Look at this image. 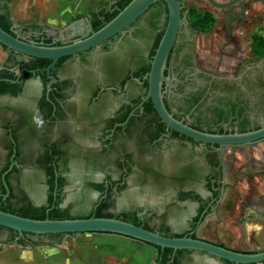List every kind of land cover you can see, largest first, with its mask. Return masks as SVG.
Segmentation results:
<instances>
[{"label":"flooded vegetation","instance_id":"1","mask_svg":"<svg viewBox=\"0 0 264 264\" xmlns=\"http://www.w3.org/2000/svg\"><path fill=\"white\" fill-rule=\"evenodd\" d=\"M181 1L183 7H187L186 0ZM198 3L201 5L203 0H198ZM209 4L219 9L218 11L228 9L222 10L209 0L204 1L202 8L208 9L206 7ZM152 12L150 7L138 17L129 26L131 33L126 28L102 43L100 47L81 52L79 57L66 56L67 58L58 66L56 76L54 75L58 79L56 82L60 83L62 93L59 106L55 109L57 112L55 119L45 116L46 108L40 107L41 97L32 101L29 98L30 95L34 96L33 92L37 90V86H31L29 82L38 77L43 87L42 96L44 95L42 78L34 69H26L35 75L23 82L22 91L18 95L0 93V116L1 113L3 117L7 116L0 130L3 129L6 133L3 141L6 146L4 150L8 152L5 165L0 171V195L2 185L7 184L6 174L16 166L18 170H13L9 179L12 188L16 189L13 184L15 179L16 186L18 185L17 188L21 192L24 188L37 191L45 189L47 201L44 204H47L46 175L37 161L45 156L48 145L55 142L66 153L61 159L67 182L61 192L60 206L70 208L73 215L82 214H74L73 204L66 203L67 188L70 185L77 184L80 192L78 195L84 202L97 193L99 197L94 204V207H97L104 200L112 203L114 196L121 193L127 192L128 195L133 180L141 192L146 186L153 185L162 197V200L155 204L148 200L143 202L132 200L128 209L138 210L143 223L154 231L165 235L179 233L198 235L197 232L206 217L212 214L217 216L219 202L227 187L232 190L237 186V173L234 177L236 184L231 186L229 181L231 172L226 159V156L237 154L234 152L237 145L231 151L228 150L231 149L230 145L223 148L218 144L202 143L186 137L168 128L156 109L155 112H147L144 104L149 100L139 106L147 95V89L143 81L134 76L138 66L134 60L138 57L150 58L153 38L145 35L143 29L150 28ZM206 12H210L214 17L213 24L204 29V31L210 29L212 36L214 34L210 39L211 52H217L221 46L227 44V35L230 33L237 39L235 47L233 44L229 48L231 50L240 51L239 43L245 40L249 42L245 37L249 33L247 27L240 23L237 25V22L234 24L231 20L227 28L219 29L217 26L220 24L215 21L214 15L216 13L220 15V12L214 10ZM227 14L234 15L231 12L226 13V16ZM235 17L240 20L244 17L246 19V16L237 15V12ZM160 19L159 25L162 26L165 21L163 12ZM246 21L250 22V19ZM32 23L19 25L14 21L16 35L36 42L44 40L51 44L53 39L60 38L61 30L66 27H48L41 23H35L38 25L35 27L31 26ZM135 31H138V36H134ZM199 33L201 32L193 25L191 19H187L181 26L177 41L171 50L165 75L175 77L180 82L164 87V101L168 110L176 119L206 133L229 134L264 127V33L261 35L263 40L259 44V51L256 52L252 48L251 57L249 50L246 49L241 54V59L238 58L241 61L240 66L237 63L233 68L229 65L233 64V57L222 56L223 66H227H224L227 72L221 74L212 67L206 68L198 63L196 38ZM65 34L67 39L69 33ZM240 35L242 38L238 39ZM217 37L219 44L215 42ZM59 44L60 41H57L56 45ZM251 44L252 42L249 46ZM2 48L6 58L0 72L2 74L10 72L17 77L15 80L11 79L12 82H21L20 78L25 72L23 65L31 57L7 50L3 46ZM129 76L134 80L126 82L123 86L122 81ZM3 99L7 100L6 104L2 102ZM11 143L15 145L13 154ZM250 146L254 150L264 148V138ZM243 147L246 148L245 145ZM23 151L27 158L32 157L29 166L22 160ZM16 152L20 155L18 160L15 159ZM67 153L70 158L66 161ZM262 160V157H256L254 162L263 164ZM8 163L9 170L3 172ZM113 170L120 172L117 179L111 174ZM75 171L80 173L79 179L76 175L71 178L70 175H74ZM40 173H44V176L42 177ZM99 174L102 179L96 180ZM101 182H105L107 187L104 195L102 191L90 185ZM186 193H192L201 199L188 195L184 198L183 195ZM22 201L21 205L29 202L37 207L44 205L34 202L29 197ZM21 205L13 206L14 210L20 212ZM122 212L112 211L114 216L123 218ZM172 220L179 221L182 226L176 228L171 223ZM67 235H63L62 240ZM49 240L51 238L46 235L19 233L0 227V244L7 246L33 249L63 243L62 241L58 244L30 245L33 241ZM168 255L169 264L176 258L180 259L179 264H207L204 257L209 256L202 251L194 250L183 256L177 255L176 251ZM158 258L159 251L156 248V257L151 263L161 264Z\"/></svg>","mask_w":264,"mask_h":264},{"label":"water","instance_id":"2","mask_svg":"<svg viewBox=\"0 0 264 264\" xmlns=\"http://www.w3.org/2000/svg\"><path fill=\"white\" fill-rule=\"evenodd\" d=\"M160 0H131L112 20L106 23L102 28L94 30L91 21L90 13L86 17H81L73 20L64 29L61 30L60 38L53 39V43H46L44 40L36 42L33 40H27L20 35H13L0 26V67L6 58V54L3 51V47H7L10 50L21 53L28 57L45 58L50 59L51 63L46 68L50 82L48 83V91L52 89L53 83L58 79L51 74V69L59 62V60L66 56L79 57L80 53L90 48H98L100 45L118 33L128 28V32L132 30L129 26L142 14H144L154 3ZM168 7V21L165 32L160 40V43L156 49L154 57L151 62V69L148 74L145 75V79H148L147 95L139 105L140 107L147 100H151L161 120L170 128L186 137L200 141L202 143L218 144L221 147L225 146H250L254 142L264 138V127L247 131L236 132L229 134H212L202 132L191 126L184 121L176 119L173 114L168 110L164 101L163 90L165 85H175L180 82L179 79L165 75L167 69L169 56L171 50L177 41V37L181 26L187 20L186 15L183 14V4L181 0H162ZM214 6L221 8L222 10L234 9L238 4H242L244 0H230L228 2H218L216 0H209ZM227 25L230 23L232 16H227ZM48 27H55L47 23H41ZM25 25V24H23ZM65 32H68V38L66 39ZM60 41L59 45L56 42ZM31 86H37L36 92L30 95L29 98L39 99L42 97L43 87L40 78L33 79L29 82ZM2 102L7 103L6 99ZM6 117L0 116V127L5 124ZM6 133L3 129L0 130V171L4 167V161L7 156L5 151V143L3 141ZM25 146V145H24ZM26 150V149H25ZM24 153V151H23ZM22 160L27 166L31 165L32 157L27 158L24 153ZM27 158V159H26ZM26 159V160H25ZM114 178H118L120 172L113 170L111 173ZM42 177L44 173H40ZM69 175V174H68ZM78 176L80 173L75 171L73 176ZM99 176L96 180H100ZM131 185L127 192L114 196L112 203L109 204L107 211L110 212H122L128 210L131 206V201H150L155 204L162 200L160 193H157V188L154 186H146L141 192L131 180ZM13 184L16 187L14 189V197L11 199L13 206H20L26 197H29L36 203H43L47 201L46 190L37 191L32 188H24L22 192L17 188L15 179ZM7 186V184L5 183ZM8 188V186H7ZM68 196H66V203L73 204L74 214H89L94 207V204L98 200L99 195L97 193L91 195L85 202L83 198L78 195L77 184H72L67 188ZM9 194V188L7 189L6 196ZM130 196V197H128ZM150 198V199H149ZM21 202V203H20ZM22 206V205H21ZM171 223L177 228L182 225L177 220H172ZM0 226L16 230L19 233H32L37 235L44 234H70V233H107L121 235L128 238H132L152 246H159L162 248H171L174 251L177 250H194L202 251L208 254L214 260L225 259L235 264H264V247L257 248L254 251L246 252L237 250L228 246H223L218 242L211 241L196 235L192 237V234H186L184 236H169L160 232L148 229L143 224L137 225L135 223L126 221L116 217L105 216H90V217H76L66 219H37L31 217H25L16 213L4 211L0 209Z\"/></svg>","mask_w":264,"mask_h":264},{"label":"rangeland","instance_id":"3","mask_svg":"<svg viewBox=\"0 0 264 264\" xmlns=\"http://www.w3.org/2000/svg\"><path fill=\"white\" fill-rule=\"evenodd\" d=\"M111 1L113 0H10V3L12 4V15L16 24L23 25L35 22L47 23L56 27H65L73 20L81 17H86L92 11L104 7ZM204 1L205 0H203V3ZM196 4H198V6H196ZM202 4L200 5V3H198V0H196V3L195 0H193V2L191 0H186V6L188 7L187 9L196 8V10H198L201 14H205V11L207 10L220 12V15L218 13L214 15L215 21H217L220 25H214L212 30L215 29L216 26L219 29L226 28L228 19V14L226 16V13L231 12L234 13L231 19L234 24H236V22L237 25H239V23L242 24V26L247 27V30H249L248 32L251 34L262 35L264 33V0H244L242 1V4H238L234 9H226L223 12L218 11L219 9L213 7L211 4H209L208 7H206L208 9L205 10L202 8ZM236 12L237 15L246 16V19L245 17L242 20H240L239 18L236 19ZM247 19H250V22H247ZM191 22L193 23L194 21L191 20ZM198 30L199 32H201L196 38L197 58L200 66L206 68L212 67V69L216 70L217 73L221 74L227 72L224 68V66H227H223L224 60H222V56L233 57V64H229L233 68L235 65H237V59H241L240 56L246 51V49L249 50L248 52L252 57L251 49L253 45L251 44L249 46V43L252 42V37L251 39L250 37H246L249 42L245 40V42H242L241 44L239 43L240 51L229 49L233 46V44L234 47L235 44H237V39H235L232 35L229 38L230 41L228 42L227 39L228 43L221 46L219 51L217 50V52H211L210 44L212 43V41L210 39L214 36V34L212 36V32H209L210 29L209 31H204V29L202 28ZM217 39H215V42L219 44V37H217ZM246 45H248V47ZM240 65L241 61H239V66ZM229 148L231 149L228 150L232 151L233 149H235V146L234 148L232 146H230ZM256 149L257 148H255V150ZM255 150L251 148V146H246V148L243 146H236V150L234 152L237 154L226 156L229 166L228 169L231 173H233L232 175L230 173L229 177L231 178L229 179V181H231V186H234L236 184V182L234 181V177L236 175L235 173H237V186L236 189H232L231 195L240 196L241 201L245 196L247 197L249 195V191L253 186L251 178H254V169L256 168V166H260V164H255V162L249 164L247 158L243 159V154L245 153L246 155H252ZM260 156L262 157V159H264L263 152H260ZM255 157L260 158L258 155H255ZM261 188L259 189L257 197L264 198V184L263 186H261ZM256 212V215L264 214V209H257ZM256 215L254 214L253 216ZM214 232L216 233V231ZM85 243L100 245L102 244V246L108 247H120L129 250V252L134 253V255H138L142 252L141 249L137 248L143 245L140 241L132 239L130 240L124 237H120L119 235L107 233H78L74 236H65L63 239V243L60 246H46L30 249L22 248L19 246H7L4 244H0V264H57V262H54L50 258L51 256H54V258L55 256L57 258H60L62 261L59 264H69L70 261L68 262L69 259H67V257H73L76 256V254L78 256H88V254H84V252H81L83 251V249L89 246ZM144 252L145 254L148 253L147 250H145Z\"/></svg>","mask_w":264,"mask_h":264},{"label":"trees","instance_id":"4","mask_svg":"<svg viewBox=\"0 0 264 264\" xmlns=\"http://www.w3.org/2000/svg\"><path fill=\"white\" fill-rule=\"evenodd\" d=\"M10 0H0V26L6 30L7 32L16 35V32L14 31V20L12 19V13L9 5ZM131 0H115L112 3H107L104 7L94 10L90 13L92 17L93 27L95 30H98L102 28L106 23H108L110 20H112ZM152 17L150 21V28L143 29L145 32V35H148L149 38H153V43L151 46L150 51V58L146 59L143 57H138L134 62L137 63V71L134 73L135 78H139L143 81L144 87L148 88V79H145L144 76L149 73L151 69V62L154 57V54L156 52V49L160 43V40L165 32L167 21H168V7L167 4L160 0L154 3L151 6ZM162 12L165 14V21L162 26L159 25L162 17ZM182 12L184 15H186L187 19L193 20V25L197 29H207L209 28L213 22L214 17L210 12H206L205 14H201L196 9H190L188 10L187 7H183ZM31 26H38L35 23H32ZM138 31L134 32V36H138ZM263 40L261 35L253 34L252 36V48L258 52L260 43ZM149 46V45H148ZM7 50V47H5ZM13 51V50H10ZM15 52V51H14ZM67 57H63L59 60L55 68H52L51 74L56 76V70L58 66L62 64V62ZM169 62V60H168ZM51 60L45 59V58H35L31 57L30 60L25 63L23 66L25 67V72L22 74L20 81L21 82H12L11 79L15 80L17 79L16 76H13L12 73L7 72L6 74H2L0 72V93H11L13 95H18L22 91V84L30 77L34 76L35 73H33L31 70L26 69H34L36 70V74L40 75L44 84V95L41 97L40 100V107L46 108L47 111L45 113V116L50 119H55V113L56 112V106L58 105L59 99L62 98L60 83L55 82L52 85L51 91L48 93L47 85L50 81V78L47 75L46 68L50 65ZM166 74V70H165ZM134 80L133 77L129 76L126 80L122 81V85L124 86L126 82ZM141 100V99H139ZM144 108L147 112H155V107L151 100L146 102L144 104ZM177 134V133H176ZM14 144L11 143V153H14ZM64 154H66L64 151H62L57 143L52 142L48 145L45 156L37 161L39 167H42L45 171L46 175V183L48 185V203L44 204L42 206H35L31 202L23 204L21 207H19L20 212H17L14 210L15 207L11 204V199L14 197V189L11 186L10 183V175L13 170H18V168L15 166L13 170L9 171L6 174V181L9 188V194L6 196L7 193V186L5 184L2 185V194L0 195V209L12 213H16L25 217H31V218H37V219H45V218H51V219H66V218H76V217H90V216H105V217H116L121 218L118 216H114V214L110 211H107V208L109 207V202L102 201L97 205V207H94L93 210L89 214L84 215H73L70 211V208H63L60 206V202L62 200L61 192L64 189V186L67 182V178L64 175V168L61 164V159L64 157ZM20 158V155L18 152L15 154V159L18 160ZM70 158V156L67 153V156L65 157L66 161ZM11 162V161H10ZM9 162V163H10ZM9 163L6 165L3 172L6 170H9ZM90 185H93L94 189L102 191V194L104 195L106 193L107 187L105 182L101 183H90ZM186 195L189 197H196L197 199H201L199 196L194 195L192 193H186L183 195L185 198ZM17 209V208H16ZM138 210H126L123 211L121 214L123 215V218L126 221L135 223L137 225L143 224L144 227L150 229V227L147 224L143 223L142 218L138 214ZM2 228H6L3 226H0ZM10 229V228H8ZM11 231H16L13 229H10ZM152 230V229H151ZM26 233V232H25ZM32 234V233H27ZM78 233H70L68 235H76ZM33 235V234H32ZM35 235V234H34ZM49 236L51 240L42 242V241H33L30 243L32 246H37L41 244H58L62 243V236L65 234H44L41 236ZM168 235V234H167ZM186 233H179L169 236H184ZM196 235L193 234L192 237H195ZM23 244H26L25 242H21ZM223 246H226L225 244H221ZM159 251V258L158 262L161 264H169L170 257L168 254L172 253L174 250L171 248H162L159 246H154ZM193 250L183 249V250H177L176 254L179 256H183L185 253L191 252ZM204 253V252H203ZM223 262L228 264H235L234 262H230L225 259H221ZM180 259L176 258L172 264H179Z\"/></svg>","mask_w":264,"mask_h":264},{"label":"crops","instance_id":"5","mask_svg":"<svg viewBox=\"0 0 264 264\" xmlns=\"http://www.w3.org/2000/svg\"><path fill=\"white\" fill-rule=\"evenodd\" d=\"M114 1L115 0L109 3ZM9 5L11 13H13L10 1ZM230 36L231 34L227 35L228 42L230 41ZM252 36L251 33H248L245 37ZM240 38H242L241 35L238 36V39ZM237 61V63H239L240 60ZM263 149L264 148H257L252 155H246L244 153L243 159L247 158L249 164H252L256 159L255 155L261 157L260 152H263ZM254 172L255 175L260 174L261 178L263 177L264 179V159L263 164L256 166ZM231 191L232 190L227 187L223 198L219 202V212L217 216H215V214L207 216L197 234L202 238L218 243H224L228 247L246 252H251L257 248L264 247V214L256 215L257 209H264V202H262L261 199L262 197H256L257 201L254 200V202H251L250 200H247L248 198L245 196L241 201L240 196H232ZM254 214L256 216H253ZM214 231H216V233ZM119 236L130 240L132 239L121 235ZM141 243L143 245L137 249H141L142 252L138 255H134V253L129 252V250L120 247H108L102 246V244L85 243L89 246L81 252L88 254L89 257L84 255L78 256L76 254V256L67 257V259H69L68 262L70 261L69 264H152V260L156 257V248L150 244L144 242ZM142 248L147 250L148 253L145 254V250ZM50 258L54 262H57V264L62 261L56 256L55 258L54 256H51ZM204 260L207 264H228L220 260H214L210 256H205Z\"/></svg>","mask_w":264,"mask_h":264},{"label":"bare ground","instance_id":"6","mask_svg":"<svg viewBox=\"0 0 264 264\" xmlns=\"http://www.w3.org/2000/svg\"><path fill=\"white\" fill-rule=\"evenodd\" d=\"M251 180H252L253 186H252V189L249 191V195L247 196V198H248L247 200L254 202V200H256L257 194L259 193V189L264 184V179H263V177L261 178L260 174L259 175L256 174V175H254V178H251ZM255 181H257V182H255ZM261 199H262V202H264V198H261Z\"/></svg>","mask_w":264,"mask_h":264}]
</instances>
